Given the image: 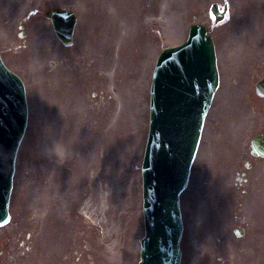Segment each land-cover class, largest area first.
<instances>
[{"label":"rangeland","instance_id":"374dc122","mask_svg":"<svg viewBox=\"0 0 264 264\" xmlns=\"http://www.w3.org/2000/svg\"><path fill=\"white\" fill-rule=\"evenodd\" d=\"M111 1H114L117 11L112 7L103 10L97 3L99 1L95 2L94 0H0V46L5 59L11 63L13 69L23 73L28 78L26 70L22 68L17 55L8 48L10 44L17 45L19 43L17 41L18 29L14 22L22 17L24 13L26 14L37 7L67 6L76 11L80 20L79 27H77L78 32H76L80 44L78 46L76 43L69 50H75L78 47L77 52L80 55L91 58L101 57L102 61L101 44L104 36L99 34L106 25L95 28V26H92V24H95L94 17H112L115 16L116 12V14L124 15L123 10L128 9L126 12L128 16L124 18L125 21L130 20L133 23L135 18V21L138 19V9L132 8L129 10L128 8L132 5L130 0H109V2ZM190 5L191 0H185L184 4L179 3L178 0H160L158 10L155 11L154 7L151 8L147 18L148 20L154 19L158 26L163 23V30L175 20L179 21L181 26L183 25L185 33L189 21L187 12ZM236 6L237 4H235ZM246 9H244L245 13ZM248 15L250 18L252 15H254V18L263 17L264 7L260 5L258 9L250 10ZM7 19L11 21V24L7 23ZM248 20L253 22L252 19ZM238 22L239 26L231 29L232 34L239 38L243 35L244 43L241 44V41L238 40V44L241 45H244L245 39L251 35L248 38V45L252 46L256 42V38L261 35L259 33L255 34L254 27L251 26L252 23L249 25L243 20H238ZM37 25L43 26V30H47V45H53L52 40L55 37L53 36L51 24L47 22V25L45 23L42 25L38 21ZM175 30L177 28L171 30L174 35L179 33ZM132 33H134L133 27ZM150 34L155 39L146 34H138L136 38L135 35L130 36L126 50L129 54H132L133 63L131 64L135 70L127 80V88L118 86L115 81L116 90L111 89L109 95L106 96L107 100L114 104L115 112L110 116L109 124L101 129L98 135V138L101 136L104 140L109 141L110 146L103 147L106 161L104 164H102L103 161L101 162L100 168H104V176L102 174L97 175L95 172L97 177L94 188V183L91 181L93 172L84 175L82 180L84 186L79 181V179L81 180L80 176L79 179L72 177L74 176L70 170L73 166L72 162L64 164V167L69 171L68 173L63 171L60 166H55L51 170V174L48 172V168L51 166L49 158L54 162L56 158L70 160L77 157L79 159L80 155L79 152H70L73 145L54 142L59 136L56 121L47 122L45 118H41L40 122L37 117H34L35 111L32 116L30 115L26 137L22 143L27 140L26 142L29 144L31 134V143L34 145V149L29 152L33 156L29 159L25 156L24 159L26 160L22 162L24 166L30 160L27 174L21 175L17 171L12 192L13 222L6 230L0 232V247L6 246L14 250L15 247L19 246L20 240H25L26 233L31 230H34L36 238L32 240L33 250L24 254V257L15 259L12 264H25V262L26 264H137L139 261L138 240L143 236L144 230L140 208L141 195L138 181L140 176L139 172L136 174V171L137 155L140 152L143 136L140 135V129L143 130L145 118L144 114L142 118L138 111L140 106L138 104H140L142 98L139 89L143 91L155 49L161 45L155 37V29ZM170 41H172L171 38ZM53 46L47 52V62L51 56L56 60L54 67L60 62L67 64L68 61H64L67 56L66 53L63 54L64 57L59 58L64 49H61L58 43ZM104 51L107 55L110 54L108 44L107 49ZM34 52L35 50L29 54L24 53L22 60H27L28 55ZM28 63H30V58ZM42 63L44 61H36V66L40 67ZM117 67L116 73L118 71ZM29 81L28 79V86L33 93ZM56 85H58V78L55 79L53 86ZM98 86L97 84H84L83 98L86 102L94 97L93 91ZM32 97L34 106L35 94H32ZM42 103L47 105V100L45 99ZM31 108L33 110L32 106ZM139 125L141 126L140 129ZM105 129L108 130L103 131ZM85 140V138H82L81 142ZM202 145L204 146V141ZM201 157H204L203 153H200L199 158ZM90 159H92V156ZM197 166L199 167L200 164H197ZM136 180L138 181V188ZM35 194L38 200L37 203L41 201V222L34 221L31 217V220L25 219L24 223L26 225L21 227L23 223L19 220L18 210L22 211L25 208L24 213L27 214V206L36 198ZM78 196H81L80 199ZM184 204L187 205L185 198ZM65 205L67 206V212L68 210L69 212L63 218L62 213ZM81 212L84 216L85 213L88 216L91 215L90 218L85 219ZM188 231L184 236L186 237L184 240L185 252H189L192 238L189 235L190 231ZM81 233H84V237L79 240L82 249H78L79 253L75 255L78 260L68 261L62 257L55 258L60 252H67V247L71 248L77 241L76 237ZM96 236H99L98 240ZM5 251L8 252V250Z\"/></svg>","mask_w":264,"mask_h":264}]
</instances>
